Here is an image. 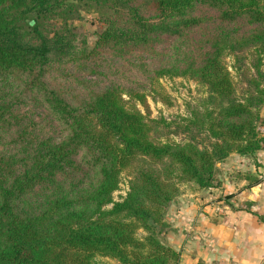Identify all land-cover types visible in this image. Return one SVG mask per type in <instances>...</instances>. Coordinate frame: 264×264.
<instances>
[{"label":"trees","instance_id":"obj_1","mask_svg":"<svg viewBox=\"0 0 264 264\" xmlns=\"http://www.w3.org/2000/svg\"><path fill=\"white\" fill-rule=\"evenodd\" d=\"M82 10L105 22L92 45ZM180 76L205 93L152 116ZM263 104L264 0H0V264H180L162 238L180 183L255 156Z\"/></svg>","mask_w":264,"mask_h":264},{"label":"crops","instance_id":"obj_2","mask_svg":"<svg viewBox=\"0 0 264 264\" xmlns=\"http://www.w3.org/2000/svg\"><path fill=\"white\" fill-rule=\"evenodd\" d=\"M227 160L238 166L227 169L219 186L200 189L208 191L190 204L177 248L180 264H264V146L252 158L232 154ZM250 174L260 182L250 184Z\"/></svg>","mask_w":264,"mask_h":264},{"label":"rangeland","instance_id":"obj_3","mask_svg":"<svg viewBox=\"0 0 264 264\" xmlns=\"http://www.w3.org/2000/svg\"><path fill=\"white\" fill-rule=\"evenodd\" d=\"M72 23L75 26L76 33L78 34L80 40L86 38L89 45L94 43L97 34L105 26L104 19L99 13L86 10H82L81 16L73 19ZM226 60L229 69L235 78V81L240 80V74L233 67L235 60L233 56H227ZM161 81L165 87V90L167 91V94L169 95L168 100L170 102H166V100H154L153 98L149 97L148 102L152 116L164 115L170 117L179 114L186 115L190 105L195 104L198 101L197 99L205 93V88L201 84L188 77H164ZM32 106L33 104L29 103V108H32ZM263 113L264 104L261 108L263 123L260 124V132L264 135ZM52 132H54V130H51V133ZM236 165L238 166V162L235 160H226L219 164L218 179H220V182H224V180L228 178V173H226L227 169H231V167ZM235 172L236 170L234 173ZM232 178L234 179L235 177ZM129 180L130 177L128 173H122L119 189L114 193V198L116 200L121 199L126 195L129 189ZM179 189L178 196L174 198L168 208V212L166 214L168 226L166 227L165 234L162 235L163 240L171 246L174 245L176 249L179 248V244L183 239L181 237H183V227H185V222L188 219L190 204L192 205L196 199H200V195L203 194V191L204 193L208 191H200L197 184L189 181H182L180 183ZM198 201L199 200H197V202ZM94 262L95 264H121L116 259L103 255H96L94 257Z\"/></svg>","mask_w":264,"mask_h":264}]
</instances>
